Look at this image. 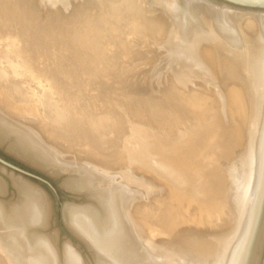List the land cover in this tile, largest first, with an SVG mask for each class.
I'll return each mask as SVG.
<instances>
[{
	"label": "rangeland",
	"instance_id": "obj_1",
	"mask_svg": "<svg viewBox=\"0 0 264 264\" xmlns=\"http://www.w3.org/2000/svg\"><path fill=\"white\" fill-rule=\"evenodd\" d=\"M16 1H18V2H16ZM64 1L63 0H47V1L46 0H13L12 2L21 3V4L27 2L26 3L27 6L25 5V7H27L26 12H27V10H28V13L30 12V10H31V12L33 11L32 14L29 13L30 15H33L32 16L33 18L30 17L29 15L26 16L25 12H23L22 14L25 13L23 18L25 17L24 19L26 20V22H28V21L30 22L31 20H29V19L31 18V19H33L32 22H34V23L31 22V25L34 24L35 28L41 27L40 29L39 28L34 29L35 30V33L33 32L34 37H36L35 34L36 33L38 34V32H41V30L43 32L46 31V33L44 35L47 36L46 38L48 41L45 40L46 38H44L43 32L38 34L39 36L37 34L36 35L38 38L42 37L44 39L35 38L36 42L34 41L35 47H40V50H41L40 52L43 51V57H44V54H46L48 52V50H49L48 53L51 54V55H49L48 53L46 54L48 58H52L54 56L56 57L59 55V54L54 55L56 52L57 53L58 52L61 53L62 51L64 52V49H66L68 47L69 51H67L68 53L66 52V54H69V52L71 51L70 54L71 55L73 54L74 57L70 56L68 58L63 59V55L59 56L61 58L58 59L59 61L56 60V64H57V65L55 64L56 68L60 69V67H61L62 72H64L66 75H69L70 78H73L72 80L74 81V83L72 82V84H75L76 87H80L78 84L80 82L79 80H81V81L85 80L84 78H86V79L88 78L89 80L87 79V81H89V83H92V84L96 83L97 84V86L95 88H93L96 92L94 95L95 99L97 101L101 102V104H99L100 106H98L95 109L97 111L87 110L85 108V106L75 107L76 109H74L72 111V114L75 117V121L77 120L76 121L77 124H79L80 126L85 125V126H88L89 128H91V131H92V134L94 137L93 140L96 142L97 147H95L94 151L92 149L91 150L89 149L88 151L85 152L87 145H86V141H84V139L83 140H82V138L63 139L62 133L67 128H64V126L62 127L61 126L62 124L58 125L57 123H53V120H51L49 117H44L43 112L41 110L32 109L30 104L35 103L34 102L35 98H34L33 94H31V93H33V91H31V90L29 91V89H27V88H25V90H23V91L22 90L17 91V90L12 89V86H10V85H13L19 79H17L16 76H14V75H12V76L7 75V72H5L6 74L3 73L0 76L1 77L0 81L1 80L3 81V82L1 81L2 83L0 82V89L1 88H3V89H9L10 88V91L12 92L10 97L13 95L12 97L14 98L13 100H15L16 109L12 108L9 111H8V109L7 110H5L3 108H0V109L4 113L9 112L8 114L10 116L8 114H7V116H9V118L11 119V121L13 123L17 124L18 126L20 125L19 128H21L26 134L30 132L29 135L27 134L30 137V139L35 137L34 138L35 141L32 139L35 143H37V144L40 143L41 144L40 146H43L44 149L46 148L47 151H49L52 155H54L59 160V163H57L59 166L52 163V166L46 165V167H41V166L35 164L34 162H32V160H30L29 158L21 157V155H18L17 153L12 151V149L9 148L10 139H7L3 142H0V184H2V186L5 185V187L3 186V188H1L0 204L5 207L7 212H9L14 208L13 205L16 202H18V200H19V198H18L19 193L18 192L19 191L17 190V187L14 185V182L18 183V182L22 181V183H25L26 185L29 184L31 186H34L39 191V193L42 195V197L44 198V200H43L44 203L47 201L45 203V205H46V207L48 205L47 210L49 212V214L47 215L48 221H46L47 219H45V221H46L45 224L46 223L48 224V226H46V228L44 229L45 231L43 230L45 233L42 231L40 226H35V229H37L40 233L45 234L47 237L49 235L51 236V234H54V237H55L54 240L56 241V242L54 241V243H56L58 248L60 247L62 249L65 245L67 246L69 244V246L74 248L80 254L82 259H84L86 262H90L91 260H93V255L91 253V250L88 249L85 242H83L82 239L80 237H78V234L74 230L76 228L73 227L74 228L73 229L69 225L70 223H67L65 221L64 212H65V209L68 207H71V208L76 207V208L86 209L88 204L94 203L96 205L99 204L102 208H99L100 206H98L96 208L99 210H102L105 213V211L103 210L102 203L99 200H98L99 202L97 201L98 203L95 202L96 199H94V198H98V197L100 199L106 198L105 200L107 201V203H109L110 201L113 200L112 202H110L111 204L109 203L111 208L114 206L112 208L113 209L112 212L114 214L116 212L119 213L118 215L115 214L116 215L115 219L118 218L119 221L125 220L124 222L126 223V229L130 227L129 228L130 231L134 228L133 229L134 231H131V233L134 232L133 234H135V235L131 234V236H130V238H133L134 242H135L134 236H136V234L138 233L137 236L135 237V239H137V241L139 240L141 245L138 244V246H137L138 249L136 250V246H134V245H136L139 242L133 243V246L135 248L133 250L137 251V253H135V251L132 250L136 259H134V258L130 259L131 261H128L129 263H126V261H125L124 262L125 264H138L139 262L142 263L143 261H144L143 263H147V264H175L176 261L178 260L176 258H181L182 256H186V255L191 256L192 252H193L192 256H195L194 252H196V251L198 252V254L196 252L195 258L197 257V255L198 256L202 255L204 252L205 255L206 254L208 255L206 257H205V255H202L206 258L205 261H207V262H205V263H207V264L208 263L209 264L217 263L220 259V258H218V252L220 250V245L222 243L225 244L227 239L233 234L232 231L234 229L235 219H234V217H231L232 218L231 219L229 217V214H227L228 210H229L228 207H230L227 202L232 201V199L229 200L228 197L233 193V191L231 190V193H229L230 189H228V191L224 190L225 192H223V194L221 193L222 196L219 195V197L222 201H220V202L216 201L217 204L216 203L211 204L212 202H210V201H213L215 197H218V195H214V197H212L213 200H210V201L208 200L210 203H208V202L206 203V201H204L201 197H200L201 198L200 199V198H198L199 196L197 197V195H195L193 188L190 187L189 185H187V182H185V180L183 178V172L182 171L177 172L178 171L177 168H179L180 166L190 167L192 165V167H191L192 170L190 172L193 173L192 175H194V177H195V176H198L201 172H204L205 170L207 172L209 170V168L211 166H213V164H215V166H216V163H218V161H219L217 158L221 159V157L223 156V155L221 156L222 153H219L220 152L219 150L222 149V147H223L221 145V142H223L224 139H227L226 133H221V131H219V130L221 128L223 129V127H224V130L227 127L232 129L233 124H235L237 121L240 124L242 122H244L241 125L244 127V129L241 128V126H240L239 129L237 130L238 133L236 132V135L237 136L240 135L241 139L240 138L237 139V136L234 133L232 135H229V136H231V138H229V136H228L229 140H231L234 136L236 137V140H231V142H229V140L227 141V142H229V146H230V144H232V146H230L231 147L230 149L228 148L230 150L229 152L226 150V154L224 156L229 155L230 153H232V151H233V153L236 152L238 150L237 145L239 147L241 145L242 146L241 148H244V145L246 143L244 144L243 143L244 140H242V139H244L246 134H248L250 132L248 122H249V120L250 121L255 120L257 118L258 112L256 110L254 113L251 112L252 111L251 104L249 103L247 106V104H246L247 102H245V100H244L245 95L243 94L241 86L239 87L238 85L233 83L231 77L233 75L236 76V74L237 75L244 74L243 63H244V58H245L246 54L244 55V53L240 52L239 47L241 48V45L243 43H244V45H245V43L247 46L249 45L248 47H253V45H254L253 42L254 43L256 42V40L253 38H255L256 35H258L257 32H255V31H257L255 23H254L255 26L254 25L252 26V30H251V26L250 27H244L243 26V28H244V30H243L242 26L240 27V25H243L242 24L243 22H241V21L242 20L245 21V20H252V19L256 20L257 19L258 23H260L262 20L260 18V16L262 17V14L264 15V12L263 11H255V10L248 11V10L234 8V7L232 8V7H230L224 3H218V2H215L212 0H197V1L196 0H192V1L188 0L187 3L185 2V4H183V1H186V0H179V3L180 2L182 3V4L180 3L181 4L180 7H179V3L178 4L176 3V2H178V0H176V2H174L173 0H170L169 1L170 5H168L169 4L168 2H166V1L162 2L161 0H132V1L121 0L122 2L120 0H111V1L110 0H107V1L106 0H100V1L92 0V2H91V0H80V1L79 0H70V1L66 0L65 2ZM108 1H110V2H108ZM125 1H126V3H125ZM127 1H129L131 5L133 4L132 5L133 7ZM133 1H135V2H133ZM172 1L175 4L171 3ZM116 2H118V3H116ZM191 2H192V4H191ZM1 4H3V2ZM29 4H31L32 6L28 7ZM45 4L46 5L50 4V5L49 6L47 5V7H46ZM112 4H114L115 6L113 5L114 6L113 7ZM118 4H120V6ZM122 4H123V6H122ZM124 4H127V5L125 6ZM128 4L130 6H128ZM187 4H189L190 6L189 5L187 6ZM43 5H44V7H46V8H42V10H44V11H42L40 8L41 6L43 7ZM117 5H118V7H117ZM37 6L38 7L40 6V7L38 8ZM107 6H109V7L107 8ZM170 6H171V9H170ZM80 7H82V8H80ZM111 7L115 8L116 11L120 10V12H122V10L125 9L123 12L128 11V14H130V13L131 14L126 15V13L124 14L122 12L124 14L123 15L122 13H119V12L116 13V11H114L115 9H113ZM120 7H121V9H122V7H124V8L121 10ZM126 7H127V9H126ZM129 7H130V9H129ZM188 7L192 9L191 12L188 11V10H190V9H188ZM214 7H216V8H214ZM29 8H32V9H29ZM172 8H174V9H172ZM220 8L222 10H220ZM34 9H36V10H34ZM37 9L38 10L40 9V11L37 12ZM224 9H225V11H223ZM47 10H48L50 15L48 14ZM129 10H130V13H129ZM175 10L176 11L178 10V11L175 12ZM226 10L228 12V17H227V14H225V13H227ZM229 10L232 14L229 12ZM23 11H25V9ZM179 11L181 14L179 13ZM218 11H220V13L221 12L224 13L225 16H224L223 20L225 19V21L228 23L226 26H227V28L230 27V30L226 28L224 21H223V23H224L223 27H225L227 30L222 29L223 27L220 28V26H222V23L220 21L222 20L221 18L223 16V14L218 13ZM81 12H83V13L81 14ZM84 12H86V13L84 14ZM189 12H190V16L188 15ZM234 12H236V13H234ZM33 13L35 14V16ZM38 13L40 14V17H41V18L39 17L40 19L38 18V16H39ZM51 13H53V14H51ZM60 13H61V16H60ZM77 13H79V14H77ZM142 13H143V15H142ZM175 13L176 14L179 13L180 15L178 16V14L176 15ZM229 13H230V15H229ZM41 14H43V16L45 18L43 16H41ZM98 14L100 15V17ZM113 14H114V17L116 18V19H114L115 23L119 24V25L116 24L118 26V28H117L118 30L115 29V32L119 33V35L122 36V37L119 36L118 39H120L119 41L122 42L123 44H119V45L116 44L114 39H113V42H115L116 46H119V51H121L122 55H124L123 52L126 53V51L129 52L130 55H129V53H128V55L126 53V55H124L125 57L122 56V59H120L121 61H119L117 63H116V61H114L116 59L111 58L110 59L111 61H107V59H106V61H104V63L102 62L101 64L97 65V63L95 64V62H96L95 59H93L94 55L91 52V48H89V44L91 43L90 41L93 40V36L96 38H97V36H100V37L102 36L103 38H104L103 35L106 36V32L101 31V30H100L101 32L98 31L99 29H101V26H99L98 24H100V22H101V23L107 25L105 18L107 16L111 17ZM82 15L83 16L86 15L87 17L83 18ZM93 15H95V16H93ZM256 15H258L259 17ZM92 16H93V19H92ZM188 16H189V19H191V21L192 20L194 21L197 19L196 22L194 21L195 25L197 24V26H195L193 22H191L187 19ZM193 16H195V17H193ZM229 16H231V17H229ZM35 17H37V18H35ZM127 17H128V19H127ZM140 17H141V19H140ZM145 17H146V20L144 19ZM147 17H149L150 19ZM216 17H218V18H216ZM244 17H246V18H244ZM42 18H43V22L41 21ZM80 18L81 19L83 18L82 19L83 22H80ZM182 18L184 19V21L187 20L185 22V24L183 23L184 21ZM226 18L227 19L229 18L231 21L227 20ZM37 19H38V21L36 22ZM64 19L66 22L68 21V19H69V21L66 23L64 21ZM148 19L150 21L147 22ZM152 19H154V20H152ZM198 19H199V21H198ZM60 20H61V22H60ZM75 20L76 21L78 20V21L75 23L74 22ZM84 20H86V22ZM88 20H89V22L91 20V24L92 23L94 24L92 26H95L97 24L96 27H93V29H97V30L91 29L89 31V33L85 32V31H88L90 29L89 28L88 30L84 31L85 33L82 34L83 37H81L80 36L81 34H79L78 33L79 31H77V30H78V28H81V26L91 25L87 22ZM100 20H102V21H100ZM126 20H128V21H126ZM46 21H48V22H46ZM124 21L127 22L128 24L125 23ZM232 21H233V23H232ZM123 22L125 23V25ZM169 22H171V23L169 24ZM198 22H200V23H198ZM211 22H212V24H210ZM11 23H15V22L11 21ZM35 23L37 24V26ZM50 23H53L54 26L57 24L56 26L58 28L56 26L54 27L53 24H50ZM126 24H127V26H126ZM144 24H147V26ZM159 24H161V25H159ZM162 24H164V25H162ZM182 24H184V25H182ZM58 25H60V27H61V25H63V27H61V29H59L60 27ZM100 25H102V24H100ZM128 25H130V26H128ZM139 25H140V28L142 26L141 29L139 28ZM49 26H51V27L53 26L52 29ZM97 26L100 28H98ZM188 26H190V27L193 26L195 28L193 29V27H192L191 31H190V29H189L190 27H188ZM137 27L139 29H137ZM183 27H185V28L188 27V28H186V30H183V29H185ZM216 27L220 28V29H217ZM134 28H135V30H134ZM175 28H177V29H175ZM240 28H241V30H240ZM253 28H254V30H253ZM144 29H145V31H144ZM221 29L224 31L226 30V32L230 31V33L233 30V32L231 34H229V33L227 34V33H224V31L222 32ZM235 29H237L236 30L237 32L235 31L236 34L234 33ZM37 30H39V31H37ZM52 30H55L54 34H52L53 33ZM72 30H74V31H72ZM129 30H134V31H130L132 33H129ZM138 30H139L140 34L142 32L143 33L145 32L144 34L145 35L147 34L150 37L145 36L143 33L141 35L142 37H138V35H139V33H137ZM156 30L157 31L159 30V32H157ZM219 30H221L220 32H222V34L219 33ZM57 31L58 32L61 31V32L58 33ZM75 31H77V32L72 34ZM183 31H185V32L183 33ZM187 31H188V33H187ZM126 32L128 34H130V35L132 34V35L131 36L127 35ZM133 32L134 33L136 32V33L134 34ZM248 32H249V34H248ZM241 33H242V35H241ZM46 34H50V35H46ZM179 34H181V35H179ZM193 34H194V36H192ZM225 34H227V35H225ZM233 34H235V35L238 34L239 36H243L244 40L241 38L239 39L240 41L243 40L242 43L237 42L241 45L235 43V45L236 46L238 45L239 47H236L233 44L234 48H232L233 45L231 43H232L233 39L235 37H239L238 35L234 36ZM51 35L54 36V39H53V36H51ZM57 35L58 36L60 35V36L58 37ZM72 35L74 37L80 36L79 37L80 39L76 38L77 40L79 39V41L76 42V45H77V43L80 42L79 46L80 47L84 46L83 48L81 47L82 50H84V53H85V51H86V53L88 52V55L86 53H85V55L82 53L83 55H81V56H83L84 58L81 56H79V58H78L75 54L76 50L79 46L75 47L76 46L75 45L74 47L76 48V50L73 51L74 48L72 49L71 44L68 43L69 38H74ZM152 35H154V36H152ZM183 35L187 36L188 38L183 37ZM200 35H203V37ZM232 35L234 36V38ZM248 35H249V37H248ZM68 36H71V37H68ZM144 36H145V38H143ZM217 36H219V37H217ZM224 36H225V38H224ZM231 36H232V39L230 40ZM49 37H51V39H48ZM57 37H58L59 41L57 40ZM171 37H173V38H171ZM201 37H202V39H201ZM210 37H211V39H210ZM226 37H228V38H226ZM245 37L247 38L248 41H246ZM180 38H182V39H180ZM197 38H199V39L197 40ZM220 38L223 39L222 42H221ZM41 39H42V41H41ZM55 39L57 41H55ZM81 39H86V40L88 39L86 42L88 43V41H89L90 43H88L87 45H86V43H84L86 45L85 46L83 43H81V42H84V41H80ZM157 39H159V41ZM37 40L41 41V42H39L40 46H37L38 45ZM50 40L53 42L55 41L57 43V45L54 43L56 46H52L54 44H51L53 42H51ZM43 41H44V43H43ZM201 41H202V43H201ZM227 41H228V43H227ZM46 42H49V44H51L50 47H53V48L46 49L47 44H48ZM203 42H204V44H203ZM95 43L98 45L97 42H95ZM58 44H61V45H58ZM96 44L91 43V45H96ZM173 44H175V45H173ZM187 44L189 45V47ZM41 45L45 46V47H41ZM66 45H67V47H66ZM123 45H124V49H122ZM57 46H61V49H59L60 47H57ZM98 46L100 47V43ZM178 46H180V47H178ZM227 46H228L229 51L227 49ZM62 47H63V49H62ZM80 47L78 48L79 52L82 51L80 49ZM85 47H88V48L85 49ZM185 47H186V49H184ZM57 49H58V51H57ZM87 49H89L90 52L87 51ZM122 50H124V51L122 52ZM45 51H47V52L44 53ZM52 51L54 54L52 53ZM199 51H200V53H199ZM237 51L239 53H237ZM149 52L151 55L149 54ZM241 53L243 54L244 57H242ZM86 55H87V57L85 58ZM231 55H233V56H231ZM64 56H66V55H64ZM90 56L92 57L93 60L91 59ZM238 56H239V58H238ZM43 57H42V59H43ZM178 57L181 61L178 59ZM197 57H199V58H197ZM87 58H89V59H87ZM182 59H184V60H182ZM183 61H184V63H183ZM179 62H182L180 64V66H179ZM93 63L96 66L92 65ZM109 63H111V64H109ZM235 63L238 64L237 67L235 66L236 65ZM18 66L21 68V70L23 72L25 70L26 79H30L32 81L34 80V82L38 81V82H42V83H44L45 81L48 82L50 79V78L43 79L42 75H45V77L46 76H48V77L52 76L53 71L56 69L53 66L52 67L55 69H52V68H50L51 67L50 66V67H44L45 68V69L43 68L44 71H42V69H41V71L40 70H31L30 71V69H28V68L26 69L25 66L23 67V65H21V64H19ZM228 67H229L230 72L228 71ZM175 68H177V69L175 70ZM48 69H50V70H48ZM233 69H234V71H233ZM28 71H30V72H28ZM55 71H58V70L56 69ZM89 71L90 72L93 71V72L90 73ZM44 72H46V74H44ZM49 72L51 73V75ZM230 73H231V75H230ZM82 74H83V76H82ZM95 74H96L97 79L94 78ZM97 74H98V77H97ZM36 75H37V77H36ZM93 75H94V77L92 78ZM180 76H182V77H180ZM62 77L64 78V76H62ZM62 77L58 76L60 82L57 81V83H60V85L65 84V83H62V81H63ZM78 77H81V79H79ZM37 78H38V80H37ZM90 80H92V82H90ZM180 81H181V83H180ZM184 85H185V87H184ZM120 88L123 90H121ZM69 89H70V86L67 83L64 90L66 92H68ZM182 90H184V92H182ZM114 92H115V94H114ZM86 93H87L86 91H85V93L80 92L79 97H82V95L85 96ZM29 94H30V96H29ZM103 95L105 97H103ZM106 96H108V99ZM17 97H19V98H17ZM24 97H25V99H24ZM101 97H103V98H101ZM110 97H112L113 99H111ZM21 98H22V100H21ZM115 98H117V99H115ZM103 99H105L106 101ZM126 99H128L129 106H127V101H125ZM0 100L2 101L1 96H0ZM1 101H0V103H2ZM112 104H113V107L111 106ZM130 104H132L134 106L133 107L134 109L132 108V105L130 106ZM118 105H119V107L116 109V106H118ZM123 105H125V106H123ZM106 107H107V109H106ZM120 107H121V109H120ZM124 107H125V109H123ZM219 107H220V110H219ZM26 108H27V110H26ZM112 108H113L114 112H113V110H110V111L108 110V109H112ZM98 109L100 112L98 111ZM101 109H103V110H101ZM125 110L127 113L125 112ZM215 110L216 111L218 110L217 111L218 113L215 112ZM29 111H31V112L33 111L32 115H31V112H29ZM77 111H78V113H77ZM236 111H237V113H236ZM18 112L23 113V114L25 112L26 113L23 116L22 114H19ZM106 112H107V114H106ZM115 112H117V114ZM214 112L217 116L214 115ZM94 113H97V115ZM38 114L40 116H38ZM229 114H230V116H229ZM234 114L237 115L236 116L237 118L235 117ZM122 115H123V118H122ZM255 115H256V117H255ZM47 120H49V122H47ZM202 121H204L206 123H204ZM102 122H105V123H107V125H109L108 126L109 130L112 133L111 139H107V138L102 139L100 137L101 135L97 131L96 126H97V124L99 125ZM39 123H42V126ZM210 123L212 126L210 125ZM230 123L231 124L233 123V124L231 125ZM43 124H46L48 126L45 127V125H44V127H43ZM53 125L54 126L56 125L55 128ZM213 125H214V127H213ZM42 127H43V129H42ZM95 127H96V129H95ZM212 127H213V129H212ZM148 128H150V129H148ZM24 129H26V130H24ZM167 129H168V131H167ZM194 129L195 130L197 129L196 130L197 132ZM242 129L245 131L244 133H243ZM246 129H248V131H246ZM47 130L50 133H48ZM212 131L214 132V134H212L213 133ZM218 131H219V133H218ZM52 132H54V133H52ZM178 132H179V134H178ZM184 132H187V133H184ZM188 132H190V133H188ZM215 133H217V135H215ZM220 133L222 134L223 140L219 139V137H221V136H219ZM242 133L245 136H243ZM53 134H55V135H53ZM201 134L203 136H201ZM205 134H206V136H205ZM223 134L226 135V137ZM183 135H185V136H183ZM204 136H205V139L202 140L203 139L202 137H204ZM210 136H212L211 140L214 142V144L212 141H210V138H209ZM38 137H39V139H37ZM167 137H169V138H167ZM173 137L176 140L177 139L178 140L177 141L174 140ZM179 137H181V138H179ZM198 137H199V139H198ZM215 137H216V141L213 140V138L215 139ZM217 138L219 140H221V142ZM163 139H164V141H163ZM67 140H69V141H67ZM106 140H108V141H106ZM171 140H172V142H171ZM198 140H202V142L200 143V141H198ZM237 140H238V142L241 143L240 145L237 142ZM38 141H41V142H38ZM94 141H92V142H94ZM169 141H170V143H169ZM232 141L233 142L236 141L237 143L236 142L233 143ZM165 142H167V144ZM235 143L237 144L236 146H235ZM242 143L244 145H242ZM174 144H175V146H173ZM203 144H207V145H203ZM199 145L202 146L201 150L203 148H204V150H202V151L199 150V152H197V154H196L194 151L198 150ZM217 145H221V146H217ZM92 147H94V146H92ZM188 147H189V149H188ZM232 147H234V149L236 151ZM106 148H107V150H106ZM217 148H220V149H217ZM199 149H200V147H199ZM108 150L110 151V153L108 152ZM180 150L185 151V153H183L181 151L183 153V155L180 154L179 153ZM213 150L214 151L218 150V153L217 152L214 153ZM53 151L55 152V154L53 153ZM90 151H93L94 154ZM153 151H155L156 154ZM160 151H161V153H160ZM188 151H189V153H188ZM203 151H205V152H203ZM206 151H207V153H206ZM211 151H212V153H211ZM239 151H240L239 152V154H240L242 151L241 150H239ZM89 152L92 154L88 155ZM117 152H119V153H117ZM170 152L172 155L170 154ZM190 152H192L193 155ZM150 153H152V155ZM173 153H174V155H173ZM175 153H177V154H175ZM187 153L189 154V156ZM213 153H214V155H213ZM227 153H229V154H227ZM233 153L230 154V157L234 156L233 158H231V162L234 161V159L236 160V158H238L237 159L238 162L234 161L236 164L239 163L240 160H244L241 157L243 155L244 151L241 153L242 155H239L237 153H236L237 155H233ZM158 154L159 155L161 154V158H164L162 160V163L159 161L157 162L154 159V156H156ZM166 154H169V155L165 156ZM185 154H187V155L184 156ZM195 154L196 155L201 154V156L200 155L196 156ZM219 154L221 157L219 156ZM163 155L165 157H162ZM170 155H171V157H169ZM190 155L193 156L194 159H192ZM204 155H206V157H204ZM209 155H210V157H209ZM97 156L99 157V159L95 158ZM212 156L213 157L215 156L214 157V158H216L215 161H214V158H212ZM224 156L222 158H224ZM235 156H236V158H235ZM239 156L241 159L239 158ZM244 156L245 155H243V158H244ZM187 157H189V159ZM197 157L202 158V159L200 160ZM178 158H180V159H178ZM185 158H187V159H185ZM210 158H212V159H210ZM227 158H229V156ZM150 159H151V161H150ZM195 159H197L198 162L197 161L193 162ZM168 160H170V161H168ZM184 160H186L185 161L186 163H184ZM191 160H193V161L191 162ZM210 160H211V162H209ZM212 160L214 162H212ZM226 160H228V159H226ZM187 161H189L190 164H187L188 163ZM195 163H196V165H195ZM126 164H127V166H126ZM132 164H133V167H131ZM135 164H136L137 168L134 167ZM174 164H175V166H174L175 170L172 169V166ZM201 164H202V167H203V165L205 166V169L201 168L202 171L199 169ZM140 165H142V168ZM193 168L195 169V171ZM81 170L83 171V174H82ZM183 171H184V169H183ZM89 172H91V173H89ZM84 173L85 174L87 173L86 175L91 174L92 178H91L90 182L92 185H90V183H89V184H86L88 186L81 187V188L80 187H74L73 185H71L72 180L73 181H75V180L79 181V180H82L85 177H87L86 175H84ZM112 173L118 174V175L114 176ZM119 173H121L120 176H119ZM94 174H96V175L94 176ZM102 174L103 175L105 174L106 175L105 177H107L108 175L109 176L112 175V176L110 178L107 177L109 180L106 179L107 180L106 181L105 179L102 180V178L104 177V176H102ZM98 175H100L102 177V178L99 177V180L101 182L99 184H98L99 180L97 181L98 177H96ZM69 176L70 177L75 176V177L72 179V177L69 178ZM77 177H79L80 179L79 178L77 179ZM94 177L96 178L95 180L93 179ZM150 177H153V178L151 179ZM118 178H119V180H118ZM66 179H67V181H66ZM69 180H71V181L69 182ZM94 181L95 182L97 181L96 183L98 185H100L101 187H99L97 184H95ZM111 182H113V183H111ZM132 182L134 184H135V182L136 183L138 182L140 184L137 183V185L135 184L136 185L135 186ZM93 185H95L96 188H95V186L92 187ZM109 185H110V187H109ZM113 185L115 186V188ZM106 186L108 188H106ZM179 186H180V188H179ZM103 187H104V189H103ZM183 188H184V191H183ZM3 189H4V191H3ZM106 190H107V192H105ZM187 190L189 191V193H186ZM110 191H113V192H110ZM226 191H227V193H226ZM111 193H112V195L114 193H116V194H114L115 196L114 195L111 196ZM120 193L123 194L124 196L120 195ZM225 193L228 197L225 195ZM223 195L226 196L227 198H224ZM88 196H90L89 199H88ZM121 196L123 197V198H121V200L122 199L124 200V198H125V201L122 200L123 202H121V200H119V198ZM107 198H112V199H110V201H109V199L107 200ZM114 198H117V203H121V204L117 205V203H114V201H116V199L114 200ZM227 199H228V201H227ZM12 200H14V201H12ZM171 200H172V202H171ZM225 201H227V202H225ZM128 203H130L131 205ZM226 203H227V205H225ZM69 204H71V205H69ZM214 204L217 206L219 205L218 206L219 208L217 206H215ZM116 205H117L118 211L115 210ZM89 206L90 205H88V207ZM222 207H227L225 209L226 210L228 209V210L225 211L224 208H222ZM120 210H123L125 212H121ZM122 213H123V215H122ZM125 214L127 217L124 216ZM224 214H226L228 216L225 215V217H223ZM118 216L121 217V219ZM220 217H221V219H219ZM228 217L231 220L227 219ZM222 218H223V221H222ZM198 221H200V222H198ZM229 223H230V225H229ZM127 224L129 225V227ZM173 225H174V228H173ZM226 225L227 226L229 225L228 228ZM164 227H166V229L167 228L168 229L166 230V229H164ZM123 228H124L123 231L125 232L126 231L125 227H123ZM142 228L145 230H142ZM40 229H41V231H40ZM149 229H150V231H149ZM146 230H148V231H146ZM153 230H155V231L153 232ZM145 231H146L147 235H146ZM159 231H161V232H159ZM156 232H157V234H156ZM152 233H155L156 236H155V234H152ZM132 235H133V237H132ZM138 237H140V238L138 239ZM199 239H201V240L204 239V241L203 240L202 241L205 245L202 242H200L201 240H199ZM209 239H211L210 240L211 242H209ZM216 240H217V242H216ZM159 242L160 243L162 242L165 244V245H163V248H159L157 246L159 244ZM199 242L201 243V245L199 244ZM142 243H144V244H142ZM192 243L193 244L196 243V244L194 246H192L193 245ZM206 243L207 244L210 243L209 244L210 246L209 245L206 246ZM181 244H182V246H180ZM211 244H213V248L216 246L214 248L215 249L214 251L211 247L212 246ZM139 245H140V248H139ZM142 245L144 247H141ZM208 246L210 247V251L208 250L209 249ZM207 247H208V249H207ZM193 248H195V249L193 250ZM196 248L199 250H196ZM216 248H217V250H216ZM150 249H151V251H150ZM138 250H139V252H141L140 254H139ZM199 251H200V254H199ZM206 251L207 252L209 251V253H205ZM212 252H213L214 256H213ZM144 253H146L145 256H147V254L149 256V253H150V256L152 255V258L150 256H149L150 258L148 256L147 257L144 256V258H145L144 259L143 258ZM97 256H96V262L94 264H98L97 261H100L99 260L100 256L98 259H97ZM166 256H167V258H166ZM202 256L197 257V259L204 258ZM173 257L176 259V260L174 259L175 261L173 260ZM0 258L4 262L2 264H25V263L30 264V262H27V261L24 262V259H22L21 256L11 246H8V244L4 242L3 232L1 229H0ZM139 258L140 259L142 258V259L140 260ZM157 258L160 260H157ZM168 258H170V260ZM214 261H215V263H214Z\"/></svg>",
	"mask_w": 264,
	"mask_h": 264
},
{
	"label": "bare ground",
	"instance_id": "obj_2",
	"mask_svg": "<svg viewBox=\"0 0 264 264\" xmlns=\"http://www.w3.org/2000/svg\"><path fill=\"white\" fill-rule=\"evenodd\" d=\"M13 0H0V76L3 74V73H5V72H7V75H10V76H12V75H14V76H16V78L17 79H19V80H17L13 85H10V86H12V89H14V90H17V91H19V90H25V88H27V89H29V91L31 90V91H33V93H31V94H33V96H34V98H35V103H31L30 105H31V108L32 109H35V110H41L42 112H43V115H44V117H49L51 120H53V123H57L58 125H60V124H62L61 126L63 127L64 126V128H67V129H65L64 130V132L62 133V137H63V139H68V138H71V139H77V138H82V140L84 139V141H86V145H87V147H86V150H85V152L86 151H88L89 149L91 150H93L94 151V149H95V147H97L96 145V142L93 140V134H92V131H91V128H89L88 126H85V125H83V126H80L79 124H77L76 123V121H75V117L73 116V114H72V111L74 110V109H76L75 107H80V106H85V108L87 109V110H95L98 106H100L99 104H101V102L100 101H97L96 99H95V97H94V95H95V90L93 89V88H95L96 86H97V84L95 83V84H92V83H89V81H87V79L86 78H84L85 80H79V79H81V77L83 76V74H82V76L81 77H78L79 79V86L80 87H76V85L75 84H72V82L74 83V81L72 80L73 78H70V76L69 75H66L64 72H62L61 71V67H60V69H58V68H56V60H58V59H60L61 57H59V56H61V55H63V59L64 58H68V57H70V56H73V54L71 55L70 54V52H69V54H66V52L67 51H69V49H68V47H67V45H66V49H64V52L62 51L61 53H57L55 50V54L53 53V51H52V53L54 54V55H56V54H59L58 56H54V57H52V58H48L47 57V53L49 52V50H48V52L47 51H45L44 53H46V54H44V57H43V51L42 52H40L41 50H40V47H35V45H34V41H35V38H37V39H40V38H42V37H40V38H38L37 37V35L38 34H40L41 32H43L42 30H41V32H38V34L36 35L35 34V36L36 37H34V33H35V30L34 29H37V28H39V27H37V28H35V26H34V24H32L31 25V22L33 21V19H31L30 17H32L33 15H30L29 13H31L32 14V12H31V10H30V12L28 13V10H27V12H26V8L27 7H25V5H26V3H23V4H21V3H16V2H18V1H16V2H12ZM47 1V0H46ZM64 1V0H63ZM66 1V0H65ZM64 1V2H65ZM68 1H70V0H68ZM80 1V0H79ZM97 1V0H96ZM95 1V2H96ZM98 1H100V0H98ZM107 1V0H106ZM111 1V0H110ZM110 1H108V2H110ZM121 1V0H120ZM130 1H132V0H130ZM162 2L163 1H166V2H168L169 3V1L170 0H161ZM174 2H176V0H173ZM173 1L171 2V3H173ZM187 1L188 0H186V1H183V4H185V2L187 3ZM192 1V0H191ZM197 1V0H196ZM3 2V4H1ZM33 2V1H32ZM52 2V1H51ZM59 2V1H58ZM91 2H92V0H91ZM115 2V1H114ZM122 2V1H121ZM124 2V1H123ZM129 4H130V2L129 1H127ZM133 2H135V1H133ZM138 2V1H137ZM165 2V3H166ZM43 3V2H42ZM46 3V2H45ZM99 3V2H98ZM104 3V2H103ZM116 3H118V2H116ZM120 3V2H119ZM125 3H126V1H125ZM132 3V2H131ZM144 3V2H143ZM177 4L179 3V0H178V2H176ZM181 3V2H180ZM179 3V7H180V5L182 4H180ZM55 4V3H54ZM63 4V3H62ZM101 4V3H100ZM108 4V3H107ZM115 4V3H114ZM114 4H112V6L114 5ZM121 4V3H120ZM120 4H118L119 6H120ZM128 4V6H130ZM135 4V3H134ZM138 4V3H137ZM136 4V5H137ZM173 4H175V3H173ZM172 4V5H173ZM176 4V5H177ZM191 4H192V2H191ZM46 5V4H45ZM48 5V4H47ZM47 5H46V7H47ZM50 5V4H49ZM48 5V6H49ZM98 5V4H97ZM106 5V4H105ZM110 5V4H109ZM118 5H117V7H118ZM125 6L127 5V4H124ZM133 5V4H132ZM131 5V6H132ZM168 5H170V3L168 4ZM189 4H187V6H188ZM27 6V5H26ZM30 6H32L31 4H29V6L28 7H30ZM61 6V5H60ZM111 6V5H110ZM115 6V5H114ZM113 6V7H114ZM122 6H123V4H122ZM175 6V5H174ZM178 6V5H177ZM176 6V7H177ZM190 6V5H189ZM38 7V6H37ZM40 7V6H39ZM38 7V8H39ZM46 7H44V5H43V7L41 6L40 8H41V10H42V8H46ZM106 7V6H105ZM109 6H107V8H108ZM113 7H111V8H113ZM116 7V8H117ZM133 7V6H132ZM135 7V6H134ZM192 7V6H191ZM25 9V11H23L24 9ZM50 8V7H49ZM48 8V9H49ZM60 8V7H59ZM80 8H82V7H80ZM89 8V7H88ZM124 7H122V9H123ZM146 8V7H145ZM175 8V7H174ZM174 8H172V9H174ZM214 8H216V7H214ZM223 8V7H222ZM29 9H32V8H29ZM79 9V8H78ZM87 9V8H86ZM85 9V10H86ZM113 9H115V8H113ZM112 9V10H113ZM120 9H121V7H120ZM121 9V10H122ZM126 9H127V7H126ZM129 9H130V7H129ZM132 9V8H131ZM169 9V8H168ZM170 9H171V6H170ZM176 9V8H175ZM188 9H190V10H188V11H190L191 12V8H189L188 7ZM194 9V8H193ZM34 10H36V9H34ZM63 10V9H62ZM125 10V9H124ZM124 10H122V12L124 11ZM142 10V9H141ZM144 10V9H143ZM146 10V9H145ZM179 10V9H178ZM177 10V11H178ZM217 10V9H216ZM219 10V9H218ZM220 10H222L221 8H220ZM38 11H40V9L38 10L37 9V12ZM42 11H44V10H42ZM51 11V10H50ZM83 11V10H82ZM98 11V10H97ZM107 11V10H106ZM114 11H116V9L114 10ZM176 10H175V12H177ZM223 11H225V9L223 10ZM23 12H25L26 13V16H30L29 18V20H31L30 22L28 21V22H26V20L23 18V16L25 15V13L24 14H22ZM35 12V11H34ZM46 12V11H45ZM47 12H48V10H47ZM46 12V13H47ZM78 12V11H77ZM113 12V11H112ZM117 12H119V13H122V12H120V10L119 11H116V13ZM144 12V11H143ZM149 12V11H148ZM151 12V11H150ZM174 12V11H173ZM190 12H189V16H190ZM226 12H227V10H226ZM229 12H230V10H229ZM28 13V14H27ZM40 13V12H39ZM38 13V18L40 17V14ZM56 13V12H55ZM83 12H81V14H82ZM86 12H84V14H85ZM95 13V12H94ZM114 13V12H113ZM124 14L126 13V15L128 14V11L127 12H123ZM122 13V14H123ZM129 13H130V10H129ZM179 13H180V11H179ZM179 13H177L178 14V16L181 14H179ZM193 13V12H192ZM191 13V14H192ZM218 13H220V11H218ZM231 13V12H230ZM230 13H229V15H230ZM234 13H236V12H234ZM34 14V13H33ZM48 14H49V12H48ZM51 14H53V13H51ZM77 14H79V13H77ZM102 14V13H101ZM107 14V13H106ZM112 14V13H111ZM115 14V13H114ZM114 14L111 16V17H109V16H107L105 19V21H106V23H107V25L106 24H103V23H101L100 22V24H102V25H100V24H98L99 26H101V29H99L98 31H104V32H106V36L105 35H103L104 36V38L101 36H97V38L96 37H94L93 35V40H91L90 42L92 43V44H96L95 42H97L98 43V45H99V43H100V47L96 44V45H91V43L88 41V43H90L89 44V48H91V52L93 53V59H95V64L97 63V65L98 64H101L102 62L104 63V61H106V59H107V61H111L110 59L111 58H114V59H116V60H114V61H116V63L117 62H119V61H121L120 59H122V56H124V55H126V53H127V55H128V53L129 52H127L126 51V53H124L123 51L124 50H122V52H123V54L124 55H122V53H121V51H119V46H116V44H123L122 42H120L119 40L120 39H118V37L120 36L119 35V33H116L115 32V29L116 30H118L117 28H118V26L117 25H119L118 23H115V21H114V19H116L115 17H114ZM123 14V15H124ZM131 14V13H130ZM130 14H128V15H130ZM133 14V13H132ZM138 14V13H137ZM176 14V13H175ZM176 14V15H177ZM220 14H223V16H222V20L220 21L221 23H222V26H220V28H222L223 26H224V23H225V26L228 24L226 21H225V19L223 20V18H224V13L223 12H221ZM225 14H227V17H228V12L227 13H225ZM232 14V13H231ZM50 15V14H49ZM99 15V14H98ZM121 15V14H120ZM142 15H143V13H142ZM194 15V14H193ZM197 15V14H196ZM34 16H35V14H34ZM41 16H43V14H41ZM57 16V15H56ZM60 16H61V13H60ZM76 16V15H75ZM83 16V15H82ZM89 16V15H88ZM93 16H95V15H93ZM93 16H92V19H93ZM116 16V15H115ZM122 16V15H121ZM149 16V15H148ZM189 16H188V20L189 21H191V19H189ZM217 16V15H216ZM242 16V15H241ZM256 16H258V15H256ZM44 17V16H43ZM79 17V16H78ZM84 17H87L86 15L85 16H83V18ZM98 17V16H97ZM99 17H100V15H99ZM123 17V16H122ZM137 17V16H136ZM139 17V16H138ZM193 17H195V16H193ZM229 17H231V16H229ZM240 17V16H239ZM253 17V16H252ZM259 17V16H258ZM28 18V17H27ZM33 18V17H32ZM35 18H37V17H35ZM34 18V19H35ZM41 18V17H40ZM39 18V19H40ZM45 18V17H44ZM60 18V17H59ZM67 18V17H66ZM82 18V19H83ZM90 18V17H89ZM103 18V17H102ZM125 18V17H124ZM123 18V19H124ZM147 18H149V17H147ZM191 18V17H190ZM216 18H218V17H216ZM244 18H246V17H244ZM260 18L262 19L261 20V22L260 23H258V21H257V19L255 20V19H252V20H245V21H241V22H243L242 24L243 25H240V27L242 26V29L244 30V28H243V26L244 27H250L251 26V30H252V26L254 25V23H255V25H256V30L257 31H255V32H257V34L258 35H256V37L255 38H253V39H255L256 40V42L254 43L253 42V47H248L247 45H246V43H245V45H244V43L241 45V44H239V43H237V42H241L242 43V41L244 40L243 39V36H239L238 34V36L239 37H235L234 38V36H237V35H235L236 33H235V31L237 30V29H235L234 30V33L235 34H233L232 36H233V41H232V45L234 44L235 45V43L236 44H239V45H241V48L237 45H235L236 47H239V51L240 52H242V53H244V55L246 54V56H245V58H244V63H243V66H244V74H240V75H237L236 74V76L235 75H233L232 77H231V79H232V81H233V83H235L236 85H238L239 87L241 86V88H242V91H243V94L245 95V98H244V100H245V102H247L246 104H247V106H248V104L250 103L251 104V107H252V113H254L255 112V110L258 112V115H257V118L255 119V120H249V129H250V132L248 133V134H246V136L243 134L245 131L243 130L244 129V127L243 126H241L242 125V123H244V122H242L241 124L240 123H238V121L235 123V124H233V127H232V129L231 128H228L227 126V128H225V130H224V127H223V129L221 128L219 131H221V133H226V135H227V139H224V141L223 142H221V140H223V138H222V134L220 133V135L219 136H221V137H219V139H221V140H219L218 138V140L221 142V145L223 146L222 147V149H220V148H217V149H220L219 151V153H222L221 154V156L223 155H225L226 154V150L229 152L230 150V146H232V144H230V146H229V142H231V140H236V137L234 136L231 140H229L228 139V136L229 135H232L233 133L236 135V132H237V130L239 129V127L241 126V128H243L242 130H243V136H245V138L244 139H242V140H244V144L242 143V145H244V148H241L242 146L240 145L241 143L240 142H238V140H237V142L239 143V145H240V147L236 144L237 142L236 141H234V142H236L235 143V146L237 145V147H238V152L234 149V147H232L236 152H234L233 153V151H232V153H233V155H237V154H239V150H241L242 152L244 151V153H243V155H245L244 156V158H243V155L240 153L239 155H242L241 157H242V159H244V160H240L241 158H240V156H239V160H240V162L239 163H235L234 161H237V159L238 158H236V156H235V158H236V160L234 159V161H232L231 162V158H233L232 156L230 157V154H232V153H227V154H229V155H227V156H224V158H222L221 156H220V154H219V156L221 157V159H219V158H217L218 160V163H216V166H215V164H213V166H211L210 168H209V170L206 172V170L204 171V172H201L198 176H195L194 177V175H192L193 173H191L190 171L192 170V165L190 166V167H183V166H180L179 168H177V172H180V171H182L183 172V178H184V180H185V182H187V185H189L190 187H192L193 188V191L195 192V195H197V197L198 198H202L204 201H206V203L208 202V203H210V202H212L211 204H213V203H216L217 204V202L216 201H222L221 199H220V197H219V195H221L222 196V194H223V192H225L224 190H227L228 191V189H230L229 191V193H231V190L233 191V193L228 197L227 195H226V193H227V191H226V193H225V195L228 197V199L229 200H231L232 199V201H229V202H227L228 201V199H227V201H225V202H227L228 204H229V206L230 207H228L229 208V210H228V213L227 214H229V217L231 218V217H234V219H235V223H234V229H233V234L227 239V241H226V243L224 244V243H222L221 245H220V250H219V252H218V258H220L219 259V261L217 262V263H215V261H214V263L215 264H263L264 263V15L262 14V17L260 16ZM72 19V18H71ZM82 19L80 18V22H83L82 21ZM91 19V18H90ZM91 19V20H92ZM95 19V18H94ZM104 19V18H103ZM127 19H128V17H127ZM140 19H141V17H140ZM145 20H146V17L144 18ZM150 19V18H149ZM147 20V22L148 21H150V20ZM183 19V18H182ZM227 19V18H226ZM28 20V19H27ZM50 20V19H49ZM52 20V19H51ZM87 20V19H86ZM86 20H84L85 22H86ZM91 20H90V22H89V20L87 21L89 24H91ZM138 20V19H137ZM143 20V19H142ZM152 20H154V19H152ZM160 20V19H159ZM179 20V19H178ZM197 20V19H196ZM196 20H194L195 22H196ZM218 20V19H217ZM227 20H230L229 18L227 19ZM239 20V19H238ZM11 21H14L15 23H11ZM38 21V19L36 20V22ZM42 22H43V18H42V20H41ZM45 21V20H44ZM64 21H65V19H64ZM68 21H69V19H68ZM67 21V22H68ZM72 21V20H71ZM78 21V20H77ZM76 20L74 21L75 23L77 22ZM100 21H102V20H100ZM126 21H128V20H126ZM132 21V20H131ZM183 21H184V19H183ZM187 21V20H186ZM186 21H184L183 23L185 24V22ZM194 21L192 20L191 22H193L194 23ZM198 21H199V19H198ZM212 21V20H211ZM219 21V20H218ZM217 21V22H218ZM223 21H224V23H223ZM231 21V20H230ZM46 22H48V21H46ZM59 22V21H58ZM60 22H61V20H60ZM66 22V21H65ZM64 22V23H65ZM66 22V23H67ZM98 22V21H97ZM125 22V21H124ZM123 22V23H124ZM144 22V21H143ZM142 22V23H143ZM146 22V23H147ZM154 22V21H153ZM152 22V23H153ZM32 23H34V22H32ZM39 23V22H38ZM110 23V24H109ZM125 23H127V22H125ZM125 23H124V25H125ZM156 23V22H155ZM171 22H169V24H170ZM189 23V22H188ZM198 23H200V22H198ZM232 23H233V21H232ZM257 23V24H256ZM36 24V23H35ZM48 24V23H47ZM50 24H53V23H50ZM60 24V23H59ZM74 24V23H73ZM81 24V23H80ZM79 24V25H80ZM117 24V25H116ZM128 24V23H127ZM127 24H126V26H127ZM151 24V23H150ZM165 24V23H164ZM164 24H162V25H164ZM184 24H182V25H184ZM210 24H212V22L210 23ZM220 24V23H219ZM218 24V25H219ZM230 24V23H229ZM259 24V25H258ZM40 25V24H39ZM38 25V26H39ZM57 25V24H56ZM55 25V26H56ZM82 25V24H81ZM85 25V24H84ZM92 25H94L93 23L91 24V25H85V26H81V28H78V30L77 31H79L78 33L79 34H81L80 36L81 37H83V35L82 34H84L85 32H88L89 33V31L92 29V30H97V29H93V27H96V25L95 26H92ZM144 25H146L147 26V24H144ZM158 25V24H157ZM159 25H161V24H159ZM167 25V24H166ZM187 25V24H186ZM190 25V24H189ZM192 25V24H191ZM194 25H195V23H194ZM201 25V24H200ZM232 25V24H231ZM254 25V26H255ZM36 26H37V24H36ZM53 26H54V24H53ZM52 26V27H53ZM54 26V27H55ZM59 27H60V25H58ZM65 26V25H64ZM71 26V25H70ZM128 26H130V25H128ZM195 26H197V24L195 25ZM49 27H51V26H49ZM52 27H51V29H52ZM57 27V26H56ZM61 27H63V25H61ZM61 27L59 28V29H61ZM67 27V26H66ZM72 27V26H71ZM74 27V26H73ZM76 27V26H75ZM79 27V26H78ZM92 27V28H91ZM98 27V26H97ZM121 27V26H120ZM154 27V26H153ZM159 27V26H158ZM175 27V26H174ZM178 27V26H177ZM188 27H190V26H188ZM188 27H186V28H188ZM193 26H191L189 29H190V31H191V28H192ZM213 27V26H212ZM235 27V26H234ZM41 28V27H40ZM39 28V29H40ZM58 28V27H57ZM90 28V29H89ZM98 28H100V27H98ZM124 28V27H123ZM128 28V27H127ZM139 28H140V25H139ZM138 27H137V29H139ZM141 28H142V26H141ZM140 28V29H141ZM169 28V27H168ZM183 28H185V27H183ZM186 28L185 29H183V30H186ZM195 27H193V29H194ZM217 28V27H216ZM220 28H217V29H220ZM226 28H227V26H226ZM225 27H223L222 29H226ZM236 28V27H235ZM255 28V27H254ZM254 28H253V30H254ZM48 29V28H47ZM54 29V28H53ZM66 29V28H65ZM70 29V28H69ZM68 29V30H69ZM89 29V30H88ZM146 29V28H145ZM145 29H144V31H145ZM149 29V28H148ZM157 29V28H156ZM175 29H177V28H175ZM197 29V28H196ZM221 29V30H222ZM227 29H229L230 30V27L229 28H227ZM226 29V30H227ZM239 29V28H238ZM50 30V29H49ZM85 30H88V31H85ZM134 30H135V28H134ZM134 30H129V33H132V32H130V31H134ZM174 30V29H173ZM221 30H219V33H221L222 34V32L224 31V30H222V32H220ZM226 30L224 31V33H229V34H231L232 32H233V30H232V32L230 33V31H228V32H226ZM240 30H241V28H240ZM242 30V31H243ZM37 31H39V30H37ZM36 31V32H37ZM48 31V30H47ZM54 31L55 30H52V34H54ZM72 31H74V30H72ZM77 31H75V32H73L72 34H74V33H76ZM85 31V32H84ZM100 31V32H101ZM126 31V30H125ZM143 31V30H142ZM141 31V32H142ZM157 31V30H156ZM163 31V30H162ZM195 31V30H194ZM201 31V30H200ZM34 32V33H33ZM58 32V31H57ZM61 31H59L58 33H60ZM63 32V31H62ZM65 32V31H64ZM97 32V31H96ZM95 32V33H96ZM103 32V33H104ZM119 32V31H118ZM150 32V31H149ZM157 32H159V30L157 31ZM185 31H183V33H184ZM237 32V31H236ZM251 32V31H250ZM254 32V31H253ZM254 32V33H255ZM46 33V31L45 32H43V36H44V38H46L47 36H45L44 34ZM56 33V32H55ZM66 33V32H65ZM98 33V32H97ZM134 33V32H133ZM136 33V32H135ZM134 33V34H135ZM137 33H139V30H138V32ZM143 33V32H142ZM142 33L140 34L139 33V35H138V37H142L141 35H142ZM145 33V32H144ZM143 33V34H144ZM161 33V32H160ZM182 33V32H181ZM187 33H188V31H187ZM240 33V32H239ZM70 34V33H69ZM105 34V33H104ZM122 34V33H121ZM126 34L127 35H130V34H128L127 32H126ZM151 34V33H150ZM176 34V33H175ZM178 34V33H177ZM227 34H225V35H227ZM248 34H249V32H248ZM46 35H50V34H46ZM71 35V34H70ZM89 35V34H88ZM99 35V34H98ZM132 35V34H131ZM130 35V36H131ZM145 35V34H144ZM161 35V34H160ZM174 35V34H173ZM179 35H181V34H179ZM178 35V36H179ZM185 35V34H184ZM183 35V37H187V36H184ZM241 35H242V33H241ZM254 35V34H253ZM39 36V35H38ZM51 36H53V35H51ZM58 36V35H57ZM60 36V35H59ZM58 36V37H59ZM73 36V35H72ZM76 36V35H75ZM79 36V37H80ZM87 36V35H86ZM136 36V35H135ZM145 36H149V35H145ZM145 36L143 37V38H145ZM152 36H154V35H152ZM162 36V35H161ZM168 36V35H167ZM175 36V35H174ZM191 36V35H190ZM192 36H194V34L192 35ZM200 36H202L203 37V35H200ZM232 36H231V38H230V40L232 39ZM56 37V36H55ZM58 37H57V40L59 41V39H58ZM67 37V36H66ZM65 37V38H66ZM68 37H71V36H68ZM74 37V36H73ZM79 37H74V38H69V40H68V43H70L71 44V47H72V49H73V51L74 50H76V48L75 47H77V46H79V43H77V45H76V42H78L79 41ZM90 37V36H89ZM113 37V38H112ZM120 37H122V36H120ZM133 37V36H132ZM150 37V36H149ZM170 37V36H169ZM202 37H201V39H202ZM217 37H219V36H217ZM229 37V36H228ZM228 37H226V38H228ZM248 37H249V35H248ZM44 38H42V39H44ZM62 38V37H61ZM76 38H79L78 40L76 39ZM128 38V37H127ZM147 38V37H146ZM171 38H173V37H171ZM188 38V37H187ZM222 38V37H221ZM220 38V39H221ZM224 38H225V36H224ZM243 39L242 41H240L239 39ZM42 39H41V41H42ZM48 39H51V37H49ZM53 39H54V36H53ZM113 39L115 40V42H116V44H115V42H113ZM139 39V38H138ZM180 39H182V38H180ZM185 39V38H184ZM199 38H197V40H198ZM209 39V38H208ZM210 39H211V37H210ZM219 39V40H220ZM245 39H246V41H248L247 40V38L245 37ZM250 39V38H249ZM45 40H47V38L45 39ZM56 39H55V41H57ZM62 40V39H61ZM65 40V39H64ZM67 40V39H66ZM88 40V39H87ZM86 39H81L80 41H84V42H81V43H86V45L88 44L86 41H87ZM158 41H159V39H157ZM166 40V39H165ZM190 40V39H189ZM222 40L223 39H221V42H222ZM38 41V40H37ZM41 41H38V45L37 46H40V44H39V42H41ZM48 41V40H47ZM51 41V40H50ZM53 42V41H51V42H53V43H51V44H56L57 45V43L56 42ZM138 41V40H137ZM178 41V40H177ZM191 41V40H190ZM189 41V42H190ZM193 41V40H192ZM229 41V40H228ZM228 41H227V43H228ZM252 41V40H251ZM36 42V41H35ZM65 42V41H64ZM67 42V41H66ZM43 43H44V41H43ZM46 43H48L47 44V47H46V49H48V48H53V47H50V45L51 44H49V42H46ZM196 43V42H195ZM194 43V44H195ZM201 43H202V41H201ZM52 45V46H56V45ZM104 44V45H103ZM106 44V45H105ZM168 44V43H167ZM171 44V43H170ZM176 44V43H175ZM175 44H173V45H175ZM203 44H204V42H203ZM249 44V43H248ZM45 45V44H44ZM58 45H61V44H58ZM76 45V46H75ZM85 45V44H84ZM85 45V46H86ZM183 45V44H182ZM188 45V44H187ZM191 45V44H190ZM199 45V44H198ZM230 45V44H229ZM231 45V46H232ZM234 45H233V47L232 48H234ZM251 45V44H250ZM46 46V45H45ZM45 46H42L41 45V47H45ZM75 46V47H74ZM245 46V47H244ZM57 47H60L59 49H61V46H57ZM56 47V48H57ZM64 47V46H63ZM63 47H62V49H63ZM80 47V46H79ZM78 47V48H79ZM82 48L84 47V46H81ZM80 47V49L82 50V48ZM123 48L122 49H124V45L122 46ZM126 47V46H125ZM178 47H180V46H178ZM182 47V46H181ZM188 47H189V45H188ZM192 47V46H191ZM225 47V46H224ZM77 48V50H76V56L79 58V56H81V55H85V53H86V51H85V53H84V50H80L81 52H79L78 49ZM86 48H88V47H85V49ZM226 48V47H225ZM184 49H186V47L184 48ZM227 49H228V46H227ZM238 49V48H237ZM43 50V49H42ZM121 50V49H120ZM126 50V49H125ZM167 50V49H166ZM214 50V49H213ZM226 50V49H225ZM231 50V49H230ZM57 51H58V49H57ZM87 51H89V49H87ZM177 51V50H176ZM186 51V50H185ZM190 51V50H189ZM228 51H229V49H228ZM233 51V50H232ZM90 52V51H89ZM179 52V51H178ZM68 53V52H67ZM81 53V54H80ZM83 53V54H82ZM187 53V52H186ZM199 53H200V51H199ZM204 53V52H203ZM202 53V54H203ZM227 53V52H226ZM236 53V52H235ZM237 53H239L238 51H237ZM241 53V54H242ZM49 55H51L50 53H48ZM87 55H88V52L86 53ZM149 54H150V52H149ZM185 54V53H184ZM205 54V53H204ZM225 54V53H224ZM64 55H66V56H64ZM87 55L85 56V58L87 57ZM91 55V54H90ZM129 55H130V53H129ZM147 55V54H146ZM145 55V56H146ZM151 55V54H150ZM176 55V54H175ZM46 56V57H45ZM92 56V55H91ZM90 56V57H91ZM179 56V55H178ZM231 56H233V55H231ZM42 57H43V59H42ZM74 57V56H73ZM81 57H83V56H81ZM125 57V56H124ZM177 57V56H176ZM188 57V56H187ZM203 57V56H202ZM208 57V56H207ZM242 57H244L243 56V54H242ZM84 58V57H83ZM167 58V57H166ZM197 58H199V57H197ZM232 58V57H231ZM238 58H239V56H238ZM87 59H89V58H87ZM91 59H92V57H91ZM92 59V60H93ZM178 59H179V57H178ZM62 60V59H61ZM70 60V59H69ZM68 60V61H69ZM180 60V59H179ZM182 60H184V59H182ZM232 60V59H231ZM241 60V59H240ZM59 61V60H58ZM81 61V60H80ZM91 61V60H90ZM176 61V60H175ZM181 61V60H180ZM190 61V60H189ZM194 61V60H193ZM229 61V60H228ZM178 62V61H177ZM88 63V62H87ZM107 63V62H106ZM112 63V62H111ZM111 63H109V64H111ZM115 63V62H114ZM182 62H179V66H180V64H181ZM183 63H184V61H183ZM188 63V62H187ZM228 63V62H227ZM242 63V62H241ZM19 64H21V65H23V67L25 66V68L27 69H30V71L31 70H40L41 71V69H42V71H44V67H50V68H52V69H57L58 71H53V75L52 76H46L45 77V75H42L43 77V79H45V78H50L49 79V81L48 82H44V83H42V82H34V80L32 81V80H30V79H26V77H25V70H24V72L21 70V68L18 66ZM56 64V65H55ZM76 64V63H75ZM86 64V63H85ZM91 64V63H90ZM89 64V65H90ZM94 63L92 64V65H95ZM189 64V63H188ZM232 64V63H231ZM236 64V63H235ZM234 64V65H235ZM55 65V66H54ZM103 65V64H102ZM173 65V64H172ZM171 65V66H172ZM186 65V64H185ZM237 65L238 64H236L235 66L237 67ZM55 67V68H53V67ZM96 66V65H95ZM104 66V65H103ZM175 66V65H174ZM173 66V67H174ZM182 66V65H181ZM232 66V65H231ZM84 67V66H83ZM94 67V66H93ZM111 67V66H110ZM44 68V69H43ZM91 68V67H90ZM96 68V67H95ZM181 68V67H180ZM235 68V67H234ZM242 68V67H241ZM74 69V68H73ZM89 69V68H88ZM102 69V68H101ZM174 69V68H173ZM177 68H175V70H176ZM224 69V68H223ZM231 69V68H230ZM47 70V69H46ZM48 70H50V69H48ZM106 70V69H105ZM111 70V69H110ZM232 70V69H231ZM30 71H28V72H30ZM52 71V70H51ZM113 71V70H112ZM124 71V70H123ZM174 71V70H173ZM228 71L230 72V70H229V67H228ZM233 71H234V69H233ZM33 72V71H32ZM90 72V71H89ZM91 72H93V71H91ZM90 72V73H91ZM103 72V71H102ZM101 72V73H102ZM109 72V71H108ZM158 72V71H157ZM175 72V71H174ZM239 72V71H238ZM27 73V72H26ZM41 73V72H40ZM50 73V72H49ZM232 73V72H231ZM231 73H230V75H231ZM6 74V73H5ZM36 74V73H35ZM44 74H46V72H44ZM94 74V73H93ZM100 74V73H99ZM229 74V73H228ZM235 74V73H234ZM33 75V74H32ZM38 75V74H37ZM37 75H36V77H37ZM50 75H51V73H50ZM85 75V74H84ZM155 75V74H154ZM58 76H64V78L62 79L63 81H62V83H65L64 85H60V83H57V81L58 82H60L59 81V78H58ZM23 77V78H22ZM31 77V76H30ZM29 77V78H30ZM94 77V75L92 76V78ZM97 77H98V74H97ZM180 77H182V76H180ZM234 77V78H233ZM8 78V77H7ZM32 78V77H31ZM91 78V79H92ZM94 78H96V74H95V77ZM0 79H1V77H0ZM60 79V80H61ZM77 79V78H76ZM97 79V78H96ZM6 80V79H5ZM37 80H38V78H37ZM89 80V79H88ZM2 81V80H1ZM0 81V82H1ZM8 81V80H7ZM11 81V80H10ZM41 81V80H40ZM77 81V80H76ZM3 82V81H2ZM1 82V83H2ZM9 82V81H8ZM90 82H92V80H90ZM184 82V81H183ZM69 84V86H70V89H69V91L68 92H66L65 90H64V88L66 87V84ZM180 83H181V81H180ZM77 84V83H76ZM6 85V84H5ZM181 85V84H180ZM192 85V84H191ZM4 86V85H3ZM123 86V85H122ZM196 86V85H195ZM181 87V86H180ZM184 87H185V85H184ZM121 89V88H120ZM126 89V88H125ZM84 90V91H83ZM121 90H123V89H121ZM13 91V90H12ZM85 91L87 92L86 93V95L84 96V95H82V97H79V93L80 92H84L85 93ZM125 91V90H124ZM14 92V91H13ZM16 92V91H15ZM118 92V91H117ZM121 92V91H120ZM182 92H184V90H182ZM11 91H10V88L9 89H3V88H1L0 89V96L2 97V103H0V108H3V109H5V110H7L8 109V111L10 110V109H16V106H15V100H13L14 98L11 96L10 97V95H11ZM119 93V92H118ZM189 93V92H188ZM114 94H115V92H114ZM242 94V93H241ZM22 95V94H21ZM20 95V96H21ZM202 95V94H201ZM238 95V94H237ZM243 95V96H244ZM16 96V95H15ZM18 96V95H17ZM29 96H30V94H29ZM100 96V95H99ZM119 96V95H118ZM231 96V95H230ZM103 97H105L104 95H103ZM103 97H101V98H103ZM107 97V99H108V96H106ZM17 98H19V97H17ZM99 98V97H98ZM111 99H113L112 97H110ZM241 98V97H240ZM24 99H25V97H24ZM115 99H117V98H115ZM18 100V99H17ZM21 100H22V98H21ZM34 100V99H33ZM100 100V99H99ZM102 100V99H101ZM103 100H105V99H103ZM106 101V100H105ZM122 101V100H121ZM125 101H127V106H129V104H128V99H126ZM22 102V101H21ZM124 102V101H123ZM199 102V101H198ZM118 103V102H117ZM222 103V102H221ZM119 104V103H118ZM238 104V103H237ZM25 105V104H24ZM132 104H130V106H131ZM215 105V104H214ZM239 105V104H238ZM102 106V105H101ZM105 106V105H104ZM109 106V105H108ZM112 107H113V104L111 105ZM115 106V105H114ZM123 106H125V105H123ZM235 106V105H234ZM119 107V105L118 106H116V109ZM134 106L132 105V108H133ZM151 107V106H150ZM200 107V106H199ZM104 108V107H103ZM131 108V107H130ZM156 108V107H155ZM205 108V107H204ZM233 108V107H232ZM244 108V107H243ZM106 109H107V107H106ZM120 109H121V107H120ZM123 109H125V107L123 108ZM128 109V108H127ZM134 109V108H133ZM158 109V108H157ZM160 109V108H159ZM4 110V111H5ZM26 110H27V108H26ZM29 110V109H28ZM101 110H103V109H101ZM109 111L110 110H113V108L112 109H108ZM219 110H220V107H219ZM231 110V109H230ZM0 142H3V141H5V140H7V139H10V143H9V148H11L12 149V151H14L15 153H17L18 155H21V157H24V158H29L30 160H32V162H34L35 164H37V165H39V166H41V167H46V165L47 166H52V163H54V164H56L57 166H59L57 163H59V160L54 156V155H52L49 151H47V149L45 150L44 148H43V146H40L41 144L40 143H35L34 141V138L35 137H33V138H31L30 139V137L28 136L29 135V133H25L21 128H19V126L17 125V124H15V123H13L12 121H11V119L9 118V112H7V113H4V112H2V110L0 109ZM86 111V110H85ZM95 111H97V110H95ZM98 111H99V109H98ZM122 111V110H121ZM120 111V112H121ZM124 111V110H123ZM128 111V110H127ZM132 111V110H131ZM165 111V110H164ZM210 111V110H209ZM218 111V110H217ZM216 110H215V112H217ZM17 112V111H16ZM15 112V113H16ZM22 112V111H21ZM29 112H31V111H29ZM33 112V111H32ZM32 112H31V115H32ZM100 112V111H99ZM105 112V111H104ZM113 112H114V110H113ZM119 112V111H118ZM125 112H126V110H125ZM129 112V111H128ZM215 112H214V115H216L215 114ZM226 112V111H225ZM11 113V112H10ZM14 113V114H15ZM19 113V112H18ZM26 113V112H25ZM24 113V114H25ZM35 113V112H34ZM77 113H78V111H77ZM116 114H117V112H115ZM123 113V112H122ZM127 113V112H126ZM130 113V112H129ZM218 113V112H217ZM229 113V112H228ZM236 113H237V111H236ZM7 114L9 115V116H7ZM13 114V113H12ZM19 114H22L23 116H24V114L23 113H19ZM94 114H96L97 115V113H94ZM106 114H107V112H106ZM109 114V113H108ZM111 114V113H110ZM251 114V113H250ZM256 114V113H255ZM16 115V114H15ZM124 115V114H123ZM123 115H122V118H123ZM203 115V114H202ZM205 115V114H204ZM213 115V114H212ZM235 115V114H234ZM18 116V115H17ZM21 116V115H20ZM29 116V115H28ZM38 116H40L39 114H38ZM82 116V115H81ZM111 116V115H110ZM125 116V115H124ZM156 116V115H155ZM198 116V115H197ZM217 116V115H216ZM229 116H230V114H229ZM237 115H235V117H236ZM27 117V116H26ZM33 117V116H32ZM36 117V116H35ZM77 117V116H76ZM80 117V116H79ZM78 117V118H79ZM119 117V116H118ZM169 117V116H168ZM167 117V118H168ZM211 117V116H210ZM255 117H256V115H255ZM126 118V117H125ZM174 118V117H173ZM237 118V117H236ZM24 119V118H23ZM33 119V118H32ZM43 119V118H42ZM181 119V118H180ZM202 119V118H201ZM218 119V118H217ZM37 120V119H36ZM46 120V119H45ZM119 120V119H118ZM155 120V119H154ZM164 120V119H163ZM248 120V119H247ZM30 121V120H29ZM110 121V120H109ZM108 121V122H109ZM156 121V120H155ZM188 121V120H187ZM196 121V120H195ZM233 121V120H232ZM241 121V120H240ZM41 122V121H40ZM45 122V121H44ZM47 122H49V120H47ZM93 122V121H92ZM159 122V121H158ZM202 122H204V121H202ZM20 123V122H19ZM82 123V122H81ZM118 123V122H117ZM204 123H206V122H204ZM209 123V122H208ZM214 123V122H213ZM220 123V122H219ZM246 123V122H245ZM39 124H41V126H42V123H39ZM95 124V123H94ZM231 124V123H230ZM231 124V125H232ZM247 124V123H246ZM44 125H45V127L46 126H48V125H46V124H43V127H44ZM147 125V124H146ZM210 125H211V123H210ZM24 126V125H23ZM54 126V125H53ZM56 126V125H55ZM55 126H54V128H55ZM92 126V125H91ZM109 125H107V123H105V122H102V123H100L99 125L97 124V131L100 133V137L103 139V138H107V139H111V135H112V133H111V131L109 130V127H108ZM145 126V125H144ZM143 126V127H144ZM149 126V125H148ZM176 126V125H175ZM174 126V127H175ZM194 126V125H193ZM196 126V125H195ZM209 126V125H208ZM212 126V125H211ZM210 126V127H211ZM246 126V125H245ZM43 127H42V129H43ZM61 127V128H62ZM96 127H95V129H96ZM154 127V126H153ZM191 127V126H190ZM197 127V126H196ZM201 127V126H200ZM213 127H214V125H213ZM213 127H212V129H213ZM24 128V127H23ZM112 128V127H111ZM171 128V127H170ZM247 128V127H246ZM41 129V128H40ZM45 129V128H44ZM48 129V128H47ZM148 129H150V128H148ZM192 129V128H191ZM211 129V128H210ZM24 130H26V129H24ZM46 130V129H45ZM140 130V129H139ZM185 130V129H184ZM195 130V129H194ZM197 130V129H196ZM195 130V131H196ZM202 130V129H201ZM57 131V130H56ZM67 131V132H66ZM114 131V130H113ZM167 131H168V129H167ZM176 131V130H175ZM188 131V130H187ZM214 131V130H213ZM212 131V132H213ZM219 131H218V133H219ZM246 131H248V129H246ZM43 132V131H42ZM47 132H48V130H47ZM139 132V131H138ZM160 132V131H159ZM172 132V131H171ZM197 132V131H196ZM204 132V131H203ZM207 132V131H206ZM242 132V131H241ZM240 132V133H241ZM48 133H50V132H48ZM52 133H54V132H52ZM184 133H187V132H184ZM188 133H190V132H188ZM238 133V132H237ZM178 134H179V132H178ZM192 134V133H191ZM190 134V135H191ZM199 134V133H198ZM203 134V133H202ZM201 134V136H203ZM212 134H214V132L212 133ZM53 135H55V134H53ZM169 135V134H168ZM189 135V134H188ZM194 135V134H193ZM192 135V136H193ZM211 135V134H210ZM215 135H217V133H215ZM224 135V134H223ZM226 135H224L225 137H226ZM239 135V134H238ZM31 136V135H30ZM61 136V135H60ZM171 136V135H170ZM177 136V135H176ZM183 136H185V135H183ZM187 136V135H186ZM200 136V135H199ZM205 136H206V134H205ZM205 136L204 137H202L201 139L202 140H204L205 139ZM208 136V135H207ZM214 136V135H213ZM237 136V135H236ZM55 137V136H54ZM178 137V136H177ZM211 137L212 136H210L209 138H210V141H212L211 140ZM217 137V136H216ZM216 137H215V139L213 138V140H215L216 141ZM52 138V137H51ZM158 138V137H157ZM167 138H169V137H167ZM174 138V137H173ZM179 138H181V137H179ZM229 138H231V136H229ZM241 139V137H240V135L239 136H237V139ZM34 141H33V140ZM37 139H39V137L37 138ZM130 139V138H129ZM159 139V138H158ZM165 139V138H164ZM164 139H163V141H164ZM188 139V138H187ZM195 139V138H194ZM198 139H199V137H198ZM41 140V139H40ZM174 140H176L175 138H174ZM178 140V139H177ZM176 140V141H177ZM202 140H198V141H200V143L202 142ZM229 140V142H227ZM67 141H69V140H67ZM92 141H94V142H92ZM106 141H108V140H106ZM149 141V140H148ZM189 141V140H188ZM206 141V140H205ZM209 141V142H210ZM38 142H41V141H38ZM92 142V143H91ZM139 142V141H138ZM156 142V141H155ZM154 142V143H155ZM160 142V141H159ZM162 142V141H161ZM171 142H172V140H171ZM190 142V141H189ZM204 142V141H203ZM208 142V141H207ZM206 142V143H207ZM213 142V141H212ZM211 142V143H212ZM219 142V143H220ZM233 142V141H232ZM233 142V143H234ZM81 143V142H80ZM85 143V142H84ZM83 143V144H84ZM101 143V142H100ZM113 143V142H112ZM153 143V144H154ZM166 144H167V142H165ZM169 143H170V141H169ZM187 143V142H186ZM146 144V143H145ZM181 144V143H180ZM213 144H214V142H213ZM216 144V143H215ZM44 145V144H43ZM47 145V144H46ZM171 145V144H170ZM177 145V144H176ZM179 145V144H178ZM184 145V144H183ZM186 145V144H185ZM193 145V144H192ZM202 145V144H201ZM201 145H199V147H200V149H199V147H198V150L197 151H194L196 154H197V152H199V150H201ZM203 145H207V144H203ZM221 145H217V146H221ZM234 145V144H233ZM81 146V145H80ZM92 146H94V147H92ZM105 146V145H104ZM173 146H175V144L173 145ZM182 146V145H181ZM191 146V145H190ZM195 146V145H194ZM108 147V146H107ZM170 147V146H169ZM184 147V146H183ZM193 147V146H192ZM207 147V146H206ZM205 147V148H206ZM210 147V146H209ZM214 147V146H213ZM216 147V146H215ZM85 148V147H84ZM165 148V147H164ZM229 148V149H228ZM52 149V148H51ZM80 149V148H79ZM147 149V148H146ZM166 149V148H165ZM175 149V148H174ZM188 149H189V147H188ZM210 149V148H209ZM232 149V150H233ZM83 150V149H82ZM106 150H107V148H106ZM113 150V149H112ZM117 150V149H116ZM153 150V149H152ZM160 150V149H159ZM162 150V149H161ZM178 150V149H177ZM191 150V149H190ZM194 150V149H193ZM202 150H204V148L202 149ZM201 150V151H202ZM206 150V149H205ZM216 150V149H215ZM52 151V150H51ZM93 151H90V152H92L93 153ZM171 151V150H170ZM174 151V150H173ZM176 151V150H175ZM185 153V151H183V150H180V154H182L183 155V153ZM214 151V150H213ZM79 152V151H78ZM89 152V154L88 155H90V154H92V153H90ZM108 152L110 153V151L108 150ZM154 153H155V151H153ZM152 152V153H153ZM163 152V151H162ZM167 152V151H166ZM165 152V153H166ZM172 152V151H171ZM171 152H170V154H171ZM178 152V151H177ZM187 152V151H186ZM203 152H205V151H203ZM218 153V150L217 151H214V153ZM53 153L55 154V152L53 151ZM88 153V152H87ZM100 153V152H99ZM117 153H119V152H117ZM116 153V154H117ZM152 153H150L151 155H152ZM160 153H161V151H160ZM178 153V154H179ZM188 153H189V151H188ZM187 153V154H188ZM190 153H192V152H190ZM206 153H207V151H206ZM211 153H212V151H211ZM214 153H213V155H214ZM237 153V154H236ZM94 154V153H93ZM107 154V153H106ZM140 154V153H139ZM149 154V153H148ZM156 154V153H155ZM175 154H177V153H175ZM187 154H185L184 156H186ZM195 154V155H196ZM202 154V153H201ZM201 154H198V155H196V156H201ZM114 155V154H113ZM167 155H169V154H166L165 156H167ZM172 155V154H171ZM171 155L169 156V157H171ZM173 155H174V153H173ZM192 155H193V153H192ZM203 155V154H202ZM95 156V155H94ZM100 156V155H99ZM110 156V155H109ZM115 156V155H114ZM148 156V155H147ZM164 155L162 156V157H165ZM178 156V155H177ZM188 156H189V154H188ZM191 156V155H190ZM218 156V157H219ZM229 156V158H227ZM143 157V156H142ZM141 157V158H142ZM168 157V158H169ZM182 157V156H181ZM203 157V156H202ZM204 157H206V155H204ZM209 157H210V155H209ZM215 157V156H214ZM213 156H212V158H214ZM238 157V156H237ZM94 158V157H93ZM95 158H98L99 159V157L97 156V157H95ZM149 158V157H148ZM152 158V157H151ZM173 158V157H172ZM188 159H189V157H187ZM187 158H185V159H187ZM191 158L192 159H194L193 158V156H191ZM190 158V159H191ZM196 158V157H195ZM198 158V157H197ZM212 158H210V159H212ZM109 159V158H108ZM107 159V160H108ZM114 159V158H113ZM154 159L158 162H161L162 163V160L164 159V158H161V154L159 155H156V156H154ZM178 159H180V158H178ZM182 159V158H181ZM198 159H202V158H198ZM204 159V158H203ZM215 159L216 158H214V161H215ZM226 159H228V160H226ZM111 160V159H110ZM149 161V160H148ZM150 161H151V159H150ZM154 161V160H153ZM168 161H170V160H168ZM173 161V160H172ZM186 160H184V163H186L185 162ZM193 160H191V162H192ZM198 162V160L197 159H195L193 162ZM203 161V160H202ZM213 160H212V162H214ZM216 161V162H217ZM128 162V161H127ZM126 162V163H127ZM133 162V161H132ZM143 162V161H142ZM155 162V161H154ZM177 162V161H176ZM188 163L187 164H190L189 163V161H187ZM207 162V161H206ZM209 162H211V160L209 161ZM238 162V161H237ZM114 163V162H113ZM121 163V162H120ZM119 163V164H120ZM235 163V164H234ZM123 164V163H122ZM121 164V165H122ZM129 164V163H128ZM138 164V163H137ZM146 164V163H145ZM144 164V165H145ZM167 164V163H166ZM173 164V163H172ZM206 164V163H205ZM211 164V163H210ZM81 165V164H80ZM105 165V164H104ZM111 165V164H110ZM118 165V164H117ZM124 165V164H123ZM122 165V166H123ZM182 165V164H181ZM195 165H196V163H195ZM77 166V165H76ZM121 166V167H122ZM126 166H127V164H126ZM125 166V167H126ZM141 166V168H142V165H140ZM166 166V165H165ZM174 166H175V164L172 166V169L173 170H175L174 169ZM194 166V165H193ZM199 166V165H198ZM89 167V166H88ZM119 167V166H118ZM131 167H133V164H132V166ZM134 167H136L137 168V166H136V164H135V166ZM168 167V166H167ZM145 168V167H144ZM148 168V167H147ZM201 168H204L205 169V166L203 165V167H202V164H201V166H200V170H201ZM84 169V168H83ZM90 169V168H89ZM88 169V170H89ZM183 169H184V171H183ZM194 169V168H193ZM157 170V169H156ZM199 170V171H200ZM142 171V170H141ZM149 171V170H148ZM194 171H195V169H194ZM202 171V170H201ZM81 172H82V174H83V171L81 170ZM94 172V171H93ZM105 172V171H104ZM109 172V171H108ZM150 172V171H149ZM89 173H91V172H89ZM95 173V172H94ZM122 173V172H121ZM121 173H119V176L121 175ZM156 173V172H155ZM161 173V172H160ZM87 174V173H86ZM85 173H84V175H86ZM113 174V173H112ZM93 175V174H92ZM96 174H94V176H95ZM114 176L116 175H118V174H113ZM87 177H85L84 179H82V180H79V181H73L72 180V184L71 185H73L74 187H85V186H88V185H86V184H89L90 183V185H92L91 184V178H92V176H91V174L90 175H86ZM102 176H106L105 174L103 175L102 174ZM112 176V175H111ZM111 176H107V177H111ZM125 176V175H124ZM153 176V175H152ZM72 177V179L75 177V176H71ZM70 176H69V178H71ZM96 177H98L97 178V181L99 180V177H101L100 175H98V176H96ZM102 178V180L103 179H108L107 177H105V178ZM68 178V179H69ZM79 177H77V179H78ZM117 178V177H116ZM120 178V177H119ZM119 178H118V180H119ZM151 179L153 178V177H150ZM80 179V178H79ZM94 180L96 179L95 177L93 178ZM92 179V180H93ZM155 179V178H154ZM166 179V178H165ZM101 180V181H102ZM109 180V179H108ZM161 180V179H160ZM66 181H67V179H66ZM71 180H69V182H70ZM96 181V182H97ZM107 181V180H106ZM105 181V182H106ZM95 181H94V183L95 184H97ZM103 182V181H102ZM152 182V181H151ZM165 182V181H164ZM93 183V182H92ZM99 183H101L100 182V180H99V182H98V184ZM109 183V182H108ZM111 183H113V182H111ZM133 183V182H132ZM138 183V182H137ZM137 183L135 182V184L137 185ZM154 183V182H153ZM97 184V185H98ZM134 184V183H133ZM134 184V185H135ZM138 184H140V183H138ZM169 184V183H168ZM14 185L17 187V190L19 191L18 193H19V200H18V202H16L13 206H14V208L11 210V211H9V212H7V210L5 209V207L4 206H2L1 204H0V229L2 230V232H3V238H4V242L5 243H7L8 244V246H11L20 256H21V258L22 259H24V262L25 261H27V262H30V264H94L95 262H96V256H97V259L99 258V256H100V261H97L98 262V264H125L124 262L126 261V263H129L128 261H131L130 259H136L135 258V255H134V253H133V251H135V250H133V249H135L134 248V246H136V250L138 249L137 248V246H138V244H140V242H139V240L137 241V239H135V237L137 236V234H136V236H134V240H135V242L133 241V238H130V236H131V234H133L134 232H132L131 233V231H134L132 228V230L130 231V227H129V225H128V227L129 228H127L126 229V223L124 222V221H119V219L117 218V219H115L116 218V215L115 214H119V213H117L116 211V213L114 214L112 211H113V207L111 208V206H110V202H112V201H110V199H112V198H107V200L109 199V203H107V201L105 200L106 198H102V199H100L98 196V198H94V199H96V201L95 202H97L98 200L102 203V206H103V210L105 211V213L102 211V210H99V209H97L96 207H98V206H100L99 204H94V203H90V204H88V205H90L89 207H88V205H87V208L86 209H81V208H74V207H68V208H66L65 209V212H64V219H65V221L67 222V223H70L69 225L73 228H76V229H74L75 230V232L78 234V237H80L81 239H82V241L83 242H85V244L87 245V247H88V249H90L91 250V253H92V255H93V260H91L90 262H86L84 259H82V257L80 256V254L74 249V248H72L71 246H69V244L66 246H64L62 249L59 247H57V245H56V243H54V234H51V236L49 237H47L45 234H42V233H40L37 229H35V226H40L41 227V229H42V231L46 228V226H48V224L46 223L45 224V222L46 221H48V214H49V212H48V210H47V207H48V205H47V207H46V205H45V203L47 202H45L44 203V198L42 197V195L39 193V191L34 187V186H31V185H29V184H25V183H22V181H20V182H18V183H16V182H14ZM104 185V184H103ZM135 185V186H136ZM4 187H5V185H3ZM3 186H2V184H0V193H1V188H3ZM95 185H93L92 187H94ZM99 187H101L100 185H98ZM105 186V185H104ZM112 186V185H111ZM114 186V185H113ZM134 186V187H135ZM182 186V185H181ZM109 187H110V185H109ZM160 187V186H159ZM95 188H96V186H95ZM106 188H108L107 186H106ZM114 188H115V186H114ZM179 188H180V186H179ZM94 189V188H93ZM98 189V188H97ZM103 189H104V187H103ZM133 189V188H132ZM136 189V188H135ZM99 190V189H98ZM115 190V189H114ZM134 190V189H133ZM3 191H4V189H3ZM183 191H184V188H183ZM188 191V190H187ZM186 191V193H189V191L187 192ZM105 192H107V190L105 191ZM110 192H113V191H110ZM182 192V191H181ZM192 193V192H191ZM222 193V194H221ZM110 194V193H109ZM114 194H116V193H114ZM113 194V195H114ZM112 195V193H111V196H113ZM118 195V194H117ZM120 195H123V194H121L120 193ZM214 195H218V197H215L214 198V200H213V198L212 197H214ZM115 196V195H114ZM119 196V195H118ZM124 196V195H123ZM129 196V195H128ZM224 196V195H223ZM226 196H224V198H227ZM1 198V197H0ZM90 198V196H88V199ZM121 198H123L122 196L119 198V200H121ZM129 198V197H128ZM200 198V199H201ZM116 199V201H114V203H117V198H114V200ZM123 200V199H122ZM121 200V202H123V201H125V198H124V200L122 201ZM210 200H213V201H209ZM224 200V199H223ZM226 200V199H225ZM12 201H14V200H12ZM98 201V202H99ZM97 202V203H98ZM171 202H172V200H171ZM224 202V201H223ZM227 203L225 204V205H227ZM92 204V205H91ZM118 204H121V203H117V205ZM123 204V203H122ZM128 204H130V203H128ZM174 204V203H173ZM21 205V206H20ZM69 205H71V204H69ZM115 205V204H114ZM117 205L115 206L116 207V209L115 210H117L118 208H117ZM131 205V204H130ZM209 205V204H208ZM215 205V204H214ZM221 205V204H220ZM73 206V205H72ZM123 206V205H122ZM215 206H217V205H215ZM219 206V205H218ZM217 206V207H218ZM130 207V206H129ZM169 207V206H168ZM7 208V207H6ZM99 208H102L101 206L99 207ZM123 208V207H122ZM219 208V207H218ZM222 208H224V210L225 211H227L225 208H227V207H222ZM120 209V208H119ZM216 209V208H215ZM221 209V208H220ZM118 211V210H117ZM121 212H125V211H123V210H120ZM180 211V210H179ZM219 211V210H218ZM217 211V212H218ZM231 211V212H230ZM102 212V213H101ZM177 212V211H176ZM230 212V213H229ZM166 213V212H165ZM226 213V212H225ZM122 215H123V213H122ZM167 215V214H166ZM225 215L226 214H224V216L223 217H225ZM120 216V215H119ZM118 216V217H119ZM125 217H127L126 216V214L124 215ZM150 216V215H149ZM226 216H228V215H226ZM229 217L227 218V219H229ZM120 219H121V217H119ZM45 219H47L46 221H45ZM126 219V218H125ZM191 219V218H190ZM219 219H221V217L219 218ZM232 219V218H231ZM231 219H229V220H231ZM233 219V220H234ZM123 220V219H122ZM225 220V219H224ZM178 221V220H177ZM222 221H223V218H222ZM221 221V222H222ZM198 222H200V221H198ZM231 222V221H230ZM175 223V222H174ZM182 223V222H181ZM232 223V222H231ZM168 224V223H167ZM170 224V223H169ZM200 225V224H199ZM224 225V224H223ZM229 225H230V223H229ZM228 225V226H229ZM146 226V225H145ZM169 226V225H168ZM227 226V225H226ZM228 226H227V228H228ZM123 227H125V232L123 231ZM140 227V226H139ZM144 227V226H143ZM231 227V226H230ZM229 227V228H230ZM173 228H174V225H173ZM41 229H40V231H41ZM151 229V228H150ZM150 229H149V231H150ZM164 229H166V227H164ZM168 229V228H167ZM166 229V230H167ZM206 229V228H205ZM142 230H145V229H143L142 228ZM152 230V229H151ZM230 230V229H229ZM45 231V230H44ZM43 231V232H44ZM146 231H148V230H146ZM146 231H145V233H146ZM155 230H153V232H154ZM157 231V230H156ZM73 232V231H72ZM124 232V233H123ZM159 232H161V231H159ZM167 232V231H166ZM45 233V232H44ZM50 234V233H49ZM76 234V235H77ZM151 234V233H150ZM152 234H155V233H152ZM156 234H157V232H156ZM156 234H155V236H156ZM48 235V234H47ZM133 235H135V234H133ZM133 235H132V237H133ZM146 235H147V233H146ZM154 236V235H153ZM203 237V236H202ZM140 237H138V239H139ZM161 238V237H160ZM195 239V238H194ZM197 239V238H196ZM205 239V238H204ZM204 239H202L203 241H204ZM153 240V239H152ZM199 240H201V239H199ZM200 241V242H202L203 243V241ZM211 239H209V242H211L210 241ZM159 241V240H158ZM206 241V240H205ZM208 241V240H207ZM56 242V241H55ZM137 242H139V243H137ZM193 242V241H192ZM199 242V244L201 245V243ZM216 242H217V240H216ZM225 242V241H224ZM133 243H137L136 245H134L133 246ZM156 243V242H155ZM154 243V244H155ZM197 243V242H196ZM196 243H192L193 245L192 246H194ZM142 244H144V243H142ZM146 244V243H145ZM183 244V243H182ZM182 244L180 245V246H182ZM204 244V243H203ZM210 244V243H209ZM209 244H207L206 243V246L207 245H209ZM215 244V243H214ZM2 245V244H1ZM141 245V244H140ZM140 245H139V248H140ZM163 245H165L164 243H160L159 242V244L157 245L159 248H163ZM205 245V244H204ZM212 246V249H213V251L215 250L214 248L216 247L215 245V247L213 248V244H211ZM184 246V245H183ZM188 246V245H187ZM197 246V245H196ZM210 246V245H209ZM208 246V247H209ZM141 247H144L143 245L141 246ZM186 247V246H185ZM198 247V246H197ZM203 247V246H202ZM208 247H207V249H208ZM218 247V246H217ZM201 248V247H200ZM145 249V248H144ZM154 249V248H153ZM195 248H193V250H194ZM203 249V248H202ZM6 250V249H5ZM133 250V251H132ZM140 250V249H139ZM139 250H138V252H139ZM196 250H199V249H197L196 248ZM206 250V249H205ZM209 251H210V247H209V249H208ZM216 250H217V248H216ZM141 251V250H140ZM144 251V250H143ZM150 251H151V249H150ZM153 251V250H152ZM203 251V250H202ZM209 251L207 252H205V253H209ZM145 252V251H144ZM147 252V251H146ZM149 252V251H148ZM197 252V251H196ZM196 252H194L195 254V256H196ZM135 253H137V251H135ZM141 252H139V254H140ZM163 253V252H162ZM193 253V252H192ZM191 253V256H189V255H186V256H182L181 258H176V259H178L177 261H176V263L175 264H207V263H205V262H207V261H205L206 260V256H208L207 254L205 255L204 254V252H203V254L202 255H205V257L204 256H202V255H199V256H202V257H204V258H201V259H197V257H199L198 255H197V257L195 258V256H192L193 254ZM215 253V252H214ZM5 254V253H4ZM145 254L146 253H144V255H143V258H144V256H145ZM197 254H198V252H197ZM199 254H200V251H199ZM212 254H213V252H212ZM211 254V255H212ZM138 255V254H137ZM157 255V254H156ZM168 255V254H167ZM171 255V254H170ZM140 256V255H139ZM147 256H148V254H147ZM147 256H145V257H147ZM149 256H150V253H149ZM148 256V257H149ZM213 256H214V254H213ZM5 257V256H4ZM151 258H152V255L150 256ZM149 257V258H150ZM11 258V257H10ZM156 258V257H155ZM166 258H167V256H166ZM4 259V258H3ZM140 259V258H139ZM142 259V258H141ZM140 259V260H141ZM145 259V258H144ZM148 259V258H147ZM146 259V260H147ZM163 259V258H162ZM169 260H170V258H168ZM175 258L173 257V260H174ZM175 259V260H176ZM213 259V258H212ZM139 260V261H140ZM157 260H160V259H158L157 258ZM165 260V259H164ZM172 260V259H171ZM174 260V261H175ZM14 261V260H13ZM134 261V260H133ZM204 261V262H203ZM144 262V261H143ZM138 263V264H147V263ZM171 262V261H170ZM2 263H4L3 262V260L0 258V264H2ZM135 263V262H134ZM26 264V263H25ZM209 264V263H208ZM212 264V263H211Z\"/></svg>",
	"mask_w": 264,
	"mask_h": 264
},
{
	"label": "water",
	"instance_id": "obj_3",
	"mask_svg": "<svg viewBox=\"0 0 264 264\" xmlns=\"http://www.w3.org/2000/svg\"><path fill=\"white\" fill-rule=\"evenodd\" d=\"M218 3H224L230 7L248 10V11H263L264 0H212ZM264 264V263H263Z\"/></svg>",
	"mask_w": 264,
	"mask_h": 264
}]
</instances>
